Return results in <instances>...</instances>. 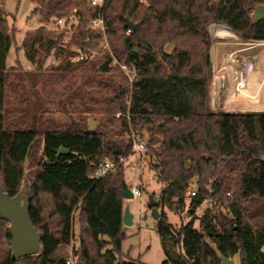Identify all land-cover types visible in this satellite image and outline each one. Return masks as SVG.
<instances>
[{
    "label": "trees",
    "instance_id": "1",
    "mask_svg": "<svg viewBox=\"0 0 264 264\" xmlns=\"http://www.w3.org/2000/svg\"><path fill=\"white\" fill-rule=\"evenodd\" d=\"M5 1L0 184L10 195H32L31 219L43 238L38 254L15 257L10 223L0 215V264H69L76 218L75 264H147L122 252L124 163L95 176L106 159L119 162L132 153L131 133L147 141L150 167L163 183L156 199L162 264H221V256L264 264V114L210 109L213 40L207 31L211 21L225 22L246 41L264 42V18L252 12L264 0H109L105 19L114 56L90 27L98 9L89 0H31V16L43 19L21 44L31 69L6 63L15 38ZM58 18L68 20L48 29ZM127 19L140 27L129 31ZM73 45L98 53L72 62ZM52 53L61 61L46 67ZM116 59L132 67V83ZM61 148L69 152L59 155ZM29 161L35 169L27 178ZM166 208L187 209L191 219L177 227Z\"/></svg>",
    "mask_w": 264,
    "mask_h": 264
},
{
    "label": "rangeland",
    "instance_id": "2",
    "mask_svg": "<svg viewBox=\"0 0 264 264\" xmlns=\"http://www.w3.org/2000/svg\"><path fill=\"white\" fill-rule=\"evenodd\" d=\"M35 5L31 0H6L4 8L6 10L10 25L14 28V42L10 50V54L6 60L8 66L17 65L20 63L24 69L33 68V64L27 59L24 49L21 47L22 41L28 30L39 28L43 25V19L39 15L31 16V13ZM253 12V11H252ZM222 23L225 26L231 27L225 22L211 21L207 26V31L210 34L214 26L219 27ZM56 24H51L48 29H53ZM216 27V32L220 35L219 39L228 41L231 35H222L219 33V28ZM211 29V30H210ZM233 30V29H231ZM234 31V30H233ZM73 30L69 31L66 40H69L72 36ZM239 36H242L239 32H236ZM233 35V34H232ZM243 37V36H242ZM245 46V45H243ZM257 51L259 59L262 63V83L264 80V45H257ZM63 47H66L63 44ZM172 45L168 47L171 50ZM111 49V47H110ZM222 48L220 44L214 45L213 52L215 53V64L219 67L222 64L221 60ZM110 52V51H109ZM111 53L113 51L111 49ZM110 53V54H111ZM114 55V54H113ZM61 61L57 59L53 53L47 58L45 66L56 65ZM264 90V88H263ZM58 116L63 119H69L65 114L57 112ZM90 121H97L90 119ZM98 126V123H97ZM96 126V127H97ZM40 152L43 150V145L39 149ZM264 157V156H263ZM150 158L139 156L138 154L132 153L127 157L124 162L125 167V179L130 188L139 187L141 190V196H133L125 200V208L129 207L133 214V223L131 225L124 226L125 237L122 242V252L125 258L132 260L140 259L147 264H162L166 254L161 242L160 234L157 229V220L152 215V211L149 207V198L153 195L156 199L158 194L161 193L163 183L159 181L150 167ZM31 161L27 163L26 175L29 177L30 173L35 169L30 166ZM136 163L140 164V169L134 168ZM205 205H202L198 209L197 214L200 216L203 213ZM168 214V220L179 227L182 223L188 222L191 217L187 215V209L182 213H176L170 209H165ZM199 220H196L195 226L199 227ZM75 225L77 227V234L79 233L78 221L75 219ZM235 263L238 261V257L234 258Z\"/></svg>",
    "mask_w": 264,
    "mask_h": 264
},
{
    "label": "crops",
    "instance_id": "3",
    "mask_svg": "<svg viewBox=\"0 0 264 264\" xmlns=\"http://www.w3.org/2000/svg\"><path fill=\"white\" fill-rule=\"evenodd\" d=\"M211 29L213 47L220 44L222 48V64L219 67L216 66L213 52V78L209 93L210 109L213 112L263 111L262 63L257 47L252 46L261 45L258 42L246 41L242 36L235 34V30L231 38L224 41L219 39L220 35L216 32V26ZM240 82L243 83V90L256 97L252 98L240 92L238 90ZM75 230L77 232L76 225Z\"/></svg>",
    "mask_w": 264,
    "mask_h": 264
},
{
    "label": "water",
    "instance_id": "4",
    "mask_svg": "<svg viewBox=\"0 0 264 264\" xmlns=\"http://www.w3.org/2000/svg\"><path fill=\"white\" fill-rule=\"evenodd\" d=\"M253 17L256 20L264 18V4L254 9ZM140 25L141 23H134L129 19L126 21V26L131 30L137 29ZM257 113L264 114V110L257 111ZM96 126V122L89 121V128L96 129ZM68 152V149L61 148L59 155L67 154ZM133 196L131 188H126L124 193L125 199L132 198ZM31 199L32 195L29 192L10 195L3 190L0 184V215L10 223L9 229L12 235L11 250L15 257L38 254L42 249L43 235L37 230L31 219ZM149 207L154 218L157 222H160L161 212L153 195L149 198ZM123 223L124 225H131L133 223V214L129 207L124 209ZM221 264H235V260L221 256Z\"/></svg>",
    "mask_w": 264,
    "mask_h": 264
},
{
    "label": "built area",
    "instance_id": "5",
    "mask_svg": "<svg viewBox=\"0 0 264 264\" xmlns=\"http://www.w3.org/2000/svg\"><path fill=\"white\" fill-rule=\"evenodd\" d=\"M90 4L97 8V15L96 17L92 20L90 27L93 30H96L97 32H100L103 35V47L105 49H107L108 51H110L111 53V49H110V45L107 39V30H108V26L106 23V19H105V10L107 8V5L109 3V0H89ZM68 18H58L56 21V26H63L66 24ZM71 20V24H74L75 22V16H71L70 18ZM71 24L69 29L71 28ZM129 31H131V29H129ZM258 44L260 45H264V42H258ZM70 51L73 52V54H71L68 58L70 61L72 62H86L91 60L97 53L98 50H94L90 47H79L76 45H73L71 47H69ZM112 56H114L111 53ZM116 63H118L120 65V67L124 70V72L127 74V76L129 77L130 82L132 83L134 78H135V74L134 71L132 69V67L126 63H121L119 62L117 59L115 60ZM263 84H264V80H263ZM238 88L240 90V92L244 93L243 91V83H239L238 84ZM127 98H130V95L127 96ZM117 116H120V113L117 114ZM130 137L133 140V144H132V151L135 154H138L139 156H143L145 158H150L149 157V146L147 144V141L141 138H138L136 136L135 133H131ZM127 160V157H122L120 159L119 162H115L113 160L110 159H106L105 161H103L96 169L95 171V176L96 177H102L103 175H105L106 173L110 172V171H114L118 168V166L122 163H124ZM134 168H136L137 170L140 169V164L136 163L134 165ZM133 195L134 196H141V190L139 187H133L131 188ZM160 197V194H158V198ZM79 245V236H77V234L75 233V237L72 241V244L70 246V259L68 260L69 264H75L76 260H75V248L76 246ZM235 264H239V263H235Z\"/></svg>",
    "mask_w": 264,
    "mask_h": 264
},
{
    "label": "bare ground",
    "instance_id": "6",
    "mask_svg": "<svg viewBox=\"0 0 264 264\" xmlns=\"http://www.w3.org/2000/svg\"><path fill=\"white\" fill-rule=\"evenodd\" d=\"M217 27V26H216ZM214 28V27H213ZM217 28H219L218 30H219V33L220 34H222V35H232V34H234V31L233 30H231L228 26H225V25H223L222 23H220L219 24V27H217ZM243 74H244V76H245V70L243 71ZM245 84V83H244ZM238 90H239V88H238ZM240 91V90H239ZM244 91V93H246V95L247 96H249V97H252V98H254V97H256V96H254V95H252V94H249L248 92H246L245 90H243Z\"/></svg>",
    "mask_w": 264,
    "mask_h": 264
}]
</instances>
